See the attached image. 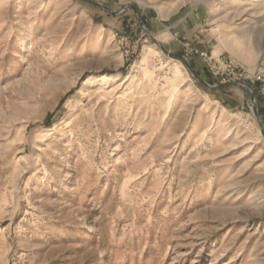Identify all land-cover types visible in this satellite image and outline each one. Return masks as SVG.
<instances>
[{
	"label": "rangeland",
	"instance_id": "374dc122",
	"mask_svg": "<svg viewBox=\"0 0 264 264\" xmlns=\"http://www.w3.org/2000/svg\"><path fill=\"white\" fill-rule=\"evenodd\" d=\"M236 69L264 74V0H0V264H264Z\"/></svg>",
	"mask_w": 264,
	"mask_h": 264
},
{
	"label": "built area",
	"instance_id": "2783aa9c",
	"mask_svg": "<svg viewBox=\"0 0 264 264\" xmlns=\"http://www.w3.org/2000/svg\"><path fill=\"white\" fill-rule=\"evenodd\" d=\"M200 56L203 58L205 62H210V63L212 62L211 56L209 57L207 53H200ZM211 68L217 69L218 67H216V65L213 63ZM217 70H220V68H218ZM226 76L228 79L227 82L232 81L233 83H241V84H245V83L255 84L256 83V84L263 85L264 87V74L261 72L250 73L244 69L243 70L236 69L234 71L233 70L229 71L228 74H226ZM223 81L226 82V80H223Z\"/></svg>",
	"mask_w": 264,
	"mask_h": 264
},
{
	"label": "water",
	"instance_id": "95a60500",
	"mask_svg": "<svg viewBox=\"0 0 264 264\" xmlns=\"http://www.w3.org/2000/svg\"><path fill=\"white\" fill-rule=\"evenodd\" d=\"M162 51L165 53V54H169V52H167L166 50H164L163 48H162ZM172 55H174V56H177V57H180V56H178L177 54H172ZM182 60H183V62H184V64L188 67V69L196 76V78L197 79H199V77L193 72V70L189 67V65H188V63H187V61L185 60V59H183L182 57H180ZM202 82V84H204L206 87H208L209 89H213L211 86H209L208 84H206L205 82H203V81H201ZM249 90L251 89V87H250V85H248V84H244ZM220 87V86H219ZM249 94L251 95V98H252V101L254 102V95H253V93L250 91L249 92ZM259 124H260V122H259ZM261 126V125H260ZM262 128V127H261ZM264 130V129H263Z\"/></svg>",
	"mask_w": 264,
	"mask_h": 264
},
{
	"label": "bare ground",
	"instance_id": "6f19581e",
	"mask_svg": "<svg viewBox=\"0 0 264 264\" xmlns=\"http://www.w3.org/2000/svg\"><path fill=\"white\" fill-rule=\"evenodd\" d=\"M28 33L24 34L23 38H22V41H24L26 38H28Z\"/></svg>",
	"mask_w": 264,
	"mask_h": 264
}]
</instances>
